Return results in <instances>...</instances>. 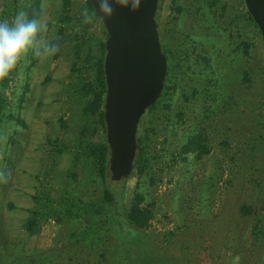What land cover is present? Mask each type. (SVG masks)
<instances>
[{"label":"rangeland","instance_id":"374dc122","mask_svg":"<svg viewBox=\"0 0 264 264\" xmlns=\"http://www.w3.org/2000/svg\"><path fill=\"white\" fill-rule=\"evenodd\" d=\"M27 2L0 0V19ZM88 2L41 0L59 51L0 82V264H264V44L245 1L159 2L168 90L121 184L125 212L150 213L142 228L105 201L106 130L85 109L107 30L84 23ZM196 136L207 151L185 153Z\"/></svg>","mask_w":264,"mask_h":264},{"label":"water","instance_id":"95a60500","mask_svg":"<svg viewBox=\"0 0 264 264\" xmlns=\"http://www.w3.org/2000/svg\"><path fill=\"white\" fill-rule=\"evenodd\" d=\"M95 10V0H89ZM264 44V0H244ZM160 0H143L136 13L115 7L103 20L105 41L104 119L111 181L128 179L138 155V128L143 115L162 96L169 70L156 15Z\"/></svg>","mask_w":264,"mask_h":264},{"label":"clouds","instance_id":"9594fccd","mask_svg":"<svg viewBox=\"0 0 264 264\" xmlns=\"http://www.w3.org/2000/svg\"><path fill=\"white\" fill-rule=\"evenodd\" d=\"M143 0H95L96 8L90 12L82 9L83 21L96 26L97 17L111 20L115 7L136 13ZM48 22L43 19L29 18L24 10H18L14 17L0 19V82L7 80L19 62L31 51L40 59L51 58L59 51V44L46 37Z\"/></svg>","mask_w":264,"mask_h":264},{"label":"trees","instance_id":"16d2710c","mask_svg":"<svg viewBox=\"0 0 264 264\" xmlns=\"http://www.w3.org/2000/svg\"><path fill=\"white\" fill-rule=\"evenodd\" d=\"M62 2L65 10H67L71 5V0H62ZM88 5L92 10H94L90 1L88 2ZM24 11L28 14L29 18L40 19L43 13L41 7V0H28ZM250 18L252 19L251 16ZM104 55H105V43H103L102 45V54L98 62V84L96 86L94 85V87L90 82L86 84L88 91L91 92L92 94V98L88 102L85 110L87 113L91 115L99 116L100 123L103 126V129L105 130L104 102L106 95V82H105L104 67H103ZM167 58L169 57L167 56ZM169 70H170V63H169ZM168 78H169V74H167L162 96L166 94L168 90V85H167ZM158 101L151 108L155 107ZM138 144H139V151L135 161L134 169L141 168V162H142L141 159L143 157V151H144L142 147V143L139 138H138ZM199 149H201V137L196 136L190 139L189 142H187V144L184 147V152L185 153L194 152V151L196 152ZM206 151L207 150L203 145L202 149L200 150V153ZM97 154L99 157L98 160L99 174L105 184V197H106L105 201L114 205V207L117 210V213L119 212V220L121 223H130V225L135 228H142L147 226L148 221L150 219V213L146 207L141 206L139 203H136L132 205V207H130L128 213L125 212L124 187L121 186L122 182H125V180L121 181V183L119 182L117 183L111 181L110 179L109 164H108L109 148L106 142V136L105 139L100 144L99 148L97 149Z\"/></svg>","mask_w":264,"mask_h":264},{"label":"flooded vegetation","instance_id":"af4514ba","mask_svg":"<svg viewBox=\"0 0 264 264\" xmlns=\"http://www.w3.org/2000/svg\"><path fill=\"white\" fill-rule=\"evenodd\" d=\"M165 54H166V56H168L167 53H165ZM168 59H169V58H168ZM168 62H169V61H168Z\"/></svg>","mask_w":264,"mask_h":264}]
</instances>
